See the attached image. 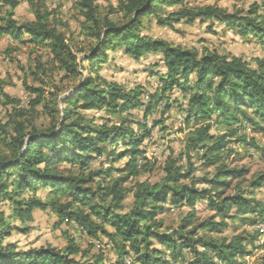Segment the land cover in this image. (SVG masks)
Instances as JSON below:
<instances>
[{"label": "trees", "instance_id": "obj_1", "mask_svg": "<svg viewBox=\"0 0 264 264\" xmlns=\"http://www.w3.org/2000/svg\"><path fill=\"white\" fill-rule=\"evenodd\" d=\"M10 2L13 3L6 0ZM29 2L34 20L20 24L10 11L0 19V37L12 34L23 42L28 34L29 41L35 45L48 41L52 61L70 77H79V82L71 93H61L56 88L43 105L52 117L49 129H40L36 118V107L45 100V89L33 86L28 87L36 93L31 107H13L7 114V122L0 124L7 132L5 137H0V201H9L22 218L34 208H50L58 214L60 222L74 221L90 237H107L118 253L119 260L114 264H122L121 259L132 251L141 264H166L164 251L154 246L155 241L169 250L174 261L185 264H240L238 258L246 255L247 237L242 233L224 235L230 226L228 220L259 212V207L262 216L264 204L247 197L243 184L248 181L250 170L231 165L221 156L228 134L213 135L210 130L213 120L232 128L243 118L255 130L264 131V62L259 61V66L254 68L239 56L208 48L199 52L174 46L143 34L142 28L145 20L151 18L162 26H173L182 18L188 23L197 18H215L239 29L243 35L252 32L264 39V22L256 17V7L251 11L255 15L252 17L227 14L213 6L193 9L185 0H124L118 9L123 19L114 21L101 16L95 0H77L89 35L96 39L87 51L84 46L74 49L55 24L54 13L47 5ZM172 4L178 8L167 9ZM109 49H123L136 59L161 50L167 71L161 75L162 90L151 95L145 115L153 110L158 97L177 86L190 94L184 115L187 126L194 124L186 134L181 154L187 158V164L175 159L167 162L161 181L140 184L133 205L126 211L118 210L123 208L127 195L124 183L143 168L139 146L145 135L139 136L132 124L142 130L147 126L132 118V110L144 105L140 87L127 90L116 81L105 79L100 84L96 77L83 75L87 69L84 61L89 62L92 73L96 71L95 65L108 59ZM81 53L83 57H79ZM37 68L42 72L46 69L41 61ZM5 97L13 104L18 102L6 94ZM90 110H106L119 115L120 120L111 125L97 123L95 116L88 113ZM231 134H235V129H231ZM119 142L124 150L117 154L115 149L109 151L108 146L117 147ZM261 151L264 152V146ZM104 155L111 156V162L127 155L129 159L122 168L92 170L91 163ZM195 157L203 167H215L210 177H195L192 161ZM73 166L78 167V173L71 171ZM114 171L117 176L113 175ZM99 173L107 174L111 181L102 178L95 182L94 176ZM199 181L206 187H198ZM263 182L264 173H260L248 186L257 187ZM40 189L49 192L43 197L38 194ZM27 192L30 196L22 197ZM169 198L175 206L191 208L176 228L164 227V221L158 218L160 212L167 210L165 204ZM199 200H205L213 212L203 220L196 216ZM235 207L238 215L232 213ZM28 229L10 225L0 209V264H105L103 253L95 261L77 260L73 255L81 250L72 245L66 248L42 245L22 250L13 243H4L13 230ZM186 251L192 255L188 262ZM82 254L85 256L87 251Z\"/></svg>", "mask_w": 264, "mask_h": 264}, {"label": "rangeland", "instance_id": "obj_2", "mask_svg": "<svg viewBox=\"0 0 264 264\" xmlns=\"http://www.w3.org/2000/svg\"><path fill=\"white\" fill-rule=\"evenodd\" d=\"M13 3H6L0 0V19L5 18L10 11L13 12L14 19L23 24L34 20V11L29 0H10ZM100 7L101 16H108L114 21L123 19L122 13L118 11L120 3L124 0H95ZM35 3H44L48 9L54 13V22L63 31L74 49L84 46L88 51L96 42V39L89 35L85 17L81 14L77 0H34ZM188 7L198 9L201 7L213 6L225 11L227 14L238 16H249L258 18L264 22V0H185ZM257 13L251 14L253 8ZM178 8L172 4L167 9ZM85 23V24H84ZM142 33L155 39H162L174 46H182L185 49H195L202 52L208 48L220 54L234 55L242 57L248 61L250 66L257 68L259 61L264 62V39L249 32L243 35L239 29L231 28L227 22L218 21L215 18H197L193 23H188L186 18H182L173 26L159 25L155 18L150 21L145 20ZM30 35H24V41L16 40L12 34L0 37V124H5L8 113L13 107L30 108L31 101L35 99L36 93L28 87H42L45 89L43 102L36 109L38 112L37 125L40 129H49L52 125L51 115L46 112L44 104L51 99V94L58 88L61 93H71L75 85L79 82V77H70L64 70L59 68V64L52 61L51 49L48 41L42 45H35L29 41ZM83 57V53L79 54ZM45 64V72L37 71L38 64ZM87 69L83 71L84 76L96 77L97 83L102 80L116 81L122 84L127 90L140 87L141 98L144 101L142 107L132 110V118L146 124L147 129H140L137 124H132L139 136L145 135L139 146L140 164L143 165L141 171L129 178L124 183L127 190L126 198L123 201V208L119 211H126L134 203V193L138 191L142 183L155 184L164 177L165 164L171 159L178 160L180 164L186 165L187 158L181 157L184 150V140L187 132L193 126H187L185 122L184 109L187 107L190 94L182 91L177 86L157 98L154 102L153 110L146 116V107L150 103L151 95L162 90L161 75L167 71L163 61L161 50L152 51L147 55L136 59L129 56L123 49L108 50V59L95 65L96 71H92L88 61L83 63ZM98 75V76H97ZM98 77V78H97ZM43 82H42V80ZM182 82V81H181ZM17 100L13 104L5 97ZM88 113L95 116L97 123L113 124L120 120L119 115L108 113L106 110H90ZM235 129V134H231V129ZM220 124L216 120L212 121L210 133L213 135L228 134L225 151L221 156L231 165L246 166L250 172L248 181L243 185L248 191L247 197L257 199L264 204V182L257 187H249V181L253 180L260 173H264V131L253 128L246 119H241L233 127ZM8 130V129H7ZM11 129H9L10 131ZM0 126V137L6 136ZM109 151L115 149V153L125 149L119 142L117 147L108 146ZM228 153V155L226 154ZM111 156L104 155L101 159L91 163L92 170H101L108 167L122 168L129 159V155L111 162ZM195 163V177H210L215 171V167H203L196 157L192 159ZM68 167H70L68 165ZM73 173H78L77 166L71 168ZM117 176L116 171L113 172ZM95 182L106 178L108 182L111 177L105 173L94 176ZM98 184V183H97ZM198 187H206V184L199 181ZM49 189H40L38 194L45 197ZM27 192L22 197H29ZM172 198L165 204L167 210L160 212L158 218L164 221V227L176 228L183 218L191 210L188 205L175 206ZM23 207H28L24 205ZM19 208V207H18ZM0 209L4 211L6 220L10 225L28 227L27 231L13 230L11 235L4 239V243H13L22 250L39 248L42 245H53L59 248H66L70 245L78 247L81 251L73 255L77 260L95 261L100 253L104 254L105 264L118 262V253L113 244L108 242L105 236L99 238L90 237L76 222L64 220L60 222V217L50 208H34L26 218L18 216L14 211V206L6 200L0 201ZM195 210L197 218L203 220L213 212L208 208L205 200L196 203ZM259 212L262 207H259ZM238 208L233 209V214L238 215ZM259 212L241 214L235 220H228L229 229L224 235L232 236L235 233H242L247 237L244 243L246 255L239 257L240 264H264V215ZM154 246L163 249V257L166 264H185L174 261L169 250L160 246L156 241ZM82 251H87L82 256ZM186 262L190 261L192 255L186 251ZM136 255L132 251L122 259V264H141L136 260Z\"/></svg>", "mask_w": 264, "mask_h": 264}]
</instances>
